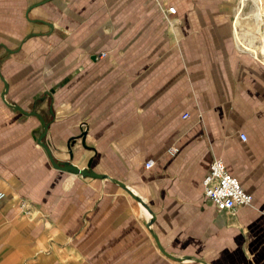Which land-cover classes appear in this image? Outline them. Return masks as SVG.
Here are the masks:
<instances>
[{
  "label": "crops",
  "instance_id": "crops-1",
  "mask_svg": "<svg viewBox=\"0 0 264 264\" xmlns=\"http://www.w3.org/2000/svg\"><path fill=\"white\" fill-rule=\"evenodd\" d=\"M248 1L0 0V264H264ZM213 156L249 203L203 194Z\"/></svg>",
  "mask_w": 264,
  "mask_h": 264
},
{
  "label": "built area",
  "instance_id": "built-area-1",
  "mask_svg": "<svg viewBox=\"0 0 264 264\" xmlns=\"http://www.w3.org/2000/svg\"><path fill=\"white\" fill-rule=\"evenodd\" d=\"M165 17L168 13L175 11V5L171 2L162 6L159 2ZM262 16L264 19V0H262ZM105 51L99 52L104 54ZM185 111L183 115H186ZM239 135L242 139L246 138L244 131H240ZM170 149H175L174 145L169 146ZM152 158H147L145 164L149 165ZM201 185L203 194L211 200L214 206L218 209L232 208L240 204L249 203L251 200V192L247 190L241 183L240 178L231 172L226 166L225 161L221 156H213L208 163V168L201 177ZM3 192L0 190V197Z\"/></svg>",
  "mask_w": 264,
  "mask_h": 264
},
{
  "label": "bare ground",
  "instance_id": "bare-ground-1",
  "mask_svg": "<svg viewBox=\"0 0 264 264\" xmlns=\"http://www.w3.org/2000/svg\"><path fill=\"white\" fill-rule=\"evenodd\" d=\"M251 1H252L251 5H252L253 14L255 15V17H259L260 15V18H259L260 26L252 25L254 18L251 17L250 19H251L252 32L257 34L261 38V44L259 48L257 49V54H260V56L263 58L264 57V27H263L264 19L262 16V0L260 3V6H259V0H251Z\"/></svg>",
  "mask_w": 264,
  "mask_h": 264
},
{
  "label": "rangeland",
  "instance_id": "rangeland-1",
  "mask_svg": "<svg viewBox=\"0 0 264 264\" xmlns=\"http://www.w3.org/2000/svg\"><path fill=\"white\" fill-rule=\"evenodd\" d=\"M259 2L261 3V0H259ZM251 4H252V1L249 0L248 4H247L248 5L247 9H249L251 7ZM259 6H260V4H259ZM239 14H240L239 15L240 17L237 19L238 22L244 26L245 30H252L251 20L245 16L246 15V9L245 10L241 9V12ZM234 20H235V18H234ZM237 30H239L238 25H237ZM249 50L252 51L251 49H249Z\"/></svg>",
  "mask_w": 264,
  "mask_h": 264
},
{
  "label": "water",
  "instance_id": "water-1",
  "mask_svg": "<svg viewBox=\"0 0 264 264\" xmlns=\"http://www.w3.org/2000/svg\"><path fill=\"white\" fill-rule=\"evenodd\" d=\"M46 125V124H45ZM41 136H42V133H41V135H40V137H38V142H40L41 144H43V140H41ZM67 163H64V164H62L61 166H65ZM58 165V164H57ZM60 165V164H59ZM67 165H70L71 166V164L70 163H68ZM74 169H76L78 172H83V169L82 168H78V167H76V166H74Z\"/></svg>",
  "mask_w": 264,
  "mask_h": 264
}]
</instances>
